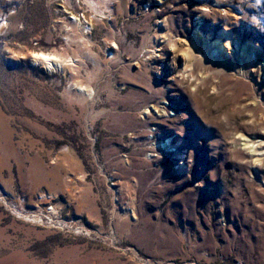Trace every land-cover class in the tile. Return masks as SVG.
I'll list each match as a JSON object with an SVG mask.
<instances>
[{
	"label": "rangeland",
	"instance_id": "374dc122",
	"mask_svg": "<svg viewBox=\"0 0 264 264\" xmlns=\"http://www.w3.org/2000/svg\"><path fill=\"white\" fill-rule=\"evenodd\" d=\"M68 1L0 0V264H264V0Z\"/></svg>",
	"mask_w": 264,
	"mask_h": 264
},
{
	"label": "bare ground",
	"instance_id": "6f19581e",
	"mask_svg": "<svg viewBox=\"0 0 264 264\" xmlns=\"http://www.w3.org/2000/svg\"><path fill=\"white\" fill-rule=\"evenodd\" d=\"M65 2L67 3L66 4L67 6L71 5L68 0H65ZM85 2H86L87 6L90 10H92L94 13L99 14V12H97V10L95 8V3H96L95 0H85ZM68 14L72 15L71 13H68ZM68 19H69V25L65 24V26H64V29H66L67 32L72 31V33H76L77 37H80V38H82V36H84V35H88L91 33V28H90L89 24L87 22H85V20H86L85 17L78 18L75 16H70V18H68ZM81 19H83L84 21H82ZM84 24H87V25H84ZM2 26L3 25H0V27H2ZM199 41H200V37L198 35L195 37L192 36L191 43L194 46H196V47H194L195 49L197 48V44L200 43ZM217 43H218V41L214 42L213 44L216 45ZM112 47H114V46H112ZM114 48H117V47H114ZM196 51H198V50H196ZM111 57H113V55H111ZM30 58H31V62L34 65L41 66L42 68H44L45 70H48V71L63 70V69L68 68V66L73 67L72 63H74L73 59L70 57H62L61 55H58L56 53L43 52V51H32V52H30ZM114 59H115V57H114ZM77 87H78V91L82 92L83 94H86L89 97L91 96L92 91L88 87H84V86H77ZM168 143H169V141L167 142V145H168ZM164 146H165V144H161V143H159L157 145V147H164Z\"/></svg>",
	"mask_w": 264,
	"mask_h": 264
}]
</instances>
